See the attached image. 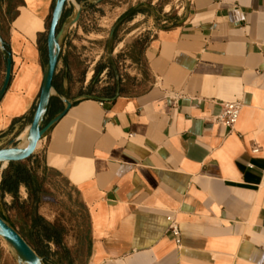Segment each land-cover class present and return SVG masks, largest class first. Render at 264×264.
<instances>
[{
  "label": "crops",
  "instance_id": "crops-1",
  "mask_svg": "<svg viewBox=\"0 0 264 264\" xmlns=\"http://www.w3.org/2000/svg\"><path fill=\"white\" fill-rule=\"evenodd\" d=\"M176 1L180 13L151 32L129 66H99L103 79L86 78L76 96L75 56L86 54L76 47L80 26L105 2L66 3L61 24L81 13L61 40L46 120L63 99L71 107L28 160L0 166V218L25 242L13 222H27L22 231L45 251L26 243L44 264H75L79 251L81 264H264V0ZM53 5L0 0V38L11 55L0 149L23 140L31 123ZM105 52L109 62L123 54ZM223 103L241 105L231 130L214 121ZM15 168L24 174L1 189ZM60 193L70 212L74 200L82 209L85 242L78 224L76 233L67 227ZM0 264H17L2 239Z\"/></svg>",
  "mask_w": 264,
  "mask_h": 264
},
{
  "label": "rangeland",
  "instance_id": "rangeland-1",
  "mask_svg": "<svg viewBox=\"0 0 264 264\" xmlns=\"http://www.w3.org/2000/svg\"><path fill=\"white\" fill-rule=\"evenodd\" d=\"M105 3L100 4L99 8H93L85 14V20L81 24L82 35L77 41L76 47L79 51L84 47L85 55L75 56V65L77 66L76 83L71 93L74 96L82 93L83 82L86 78L94 79V81L102 80L103 77L97 76L96 69L104 64L116 65L123 68V60L130 65V60L138 56L139 51L149 40V35L153 30L168 25L166 17L175 18L180 13V3L176 0H103ZM87 22V23H86ZM149 29V30H147ZM83 41V45L81 44ZM122 47L123 54H116L115 60L111 57L110 62L106 59L105 49H113ZM131 50V51H130ZM101 56L93 66L92 63L97 59L98 54ZM125 56V58H123ZM131 58V59H127ZM129 63V64H128ZM4 60L0 56V71L3 72ZM96 89V88H95ZM92 90V89H91ZM94 90V89H93ZM23 140L16 142V146L21 147ZM61 187H59L60 189ZM61 198L58 202V208L64 211L67 216V227L76 230L79 225L78 236L85 242L86 226L82 209L74 200L73 212L66 209L67 198L64 193H60ZM58 221L61 216L58 215ZM26 221L19 218L18 222H13V226L25 238L26 242L37 252L44 253L40 240L34 233L28 235L22 231V226ZM41 229V225L39 226ZM39 232V231H38ZM50 232V231H49ZM76 233V231H75ZM50 235L60 237L61 232L52 231ZM48 234V235H49ZM41 235H45L41 232ZM83 242V243H84ZM81 251L75 258V264H81ZM59 264H67L66 258L61 257Z\"/></svg>",
  "mask_w": 264,
  "mask_h": 264
},
{
  "label": "water",
  "instance_id": "water-1",
  "mask_svg": "<svg viewBox=\"0 0 264 264\" xmlns=\"http://www.w3.org/2000/svg\"><path fill=\"white\" fill-rule=\"evenodd\" d=\"M68 0H54L50 20L46 33V65L43 70L41 87L33 111L31 123L28 126L23 139L24 145L17 147L15 140L0 149V166L3 164L19 163L28 160L34 153L38 142L44 134L55 125L70 109L71 103L62 100L64 108L60 113L50 120H46L51 105V94L53 92V77L60 55V44L66 30L75 25L81 13V9L75 13L74 18L67 24H61V18ZM0 56L4 60V72L0 86V100L3 97L11 77V55L0 38ZM57 94V93H56ZM60 97L59 94H57ZM0 239L13 252L17 264H44L45 258L39 257L21 238V236L0 218Z\"/></svg>",
  "mask_w": 264,
  "mask_h": 264
},
{
  "label": "built area",
  "instance_id": "built-area-1",
  "mask_svg": "<svg viewBox=\"0 0 264 264\" xmlns=\"http://www.w3.org/2000/svg\"><path fill=\"white\" fill-rule=\"evenodd\" d=\"M241 105L239 103H223L221 105V111L214 119L215 123L223 125L227 129L231 130L237 121ZM257 149H253L251 153H257ZM168 232L173 237L175 243L179 244V230L172 218L168 219Z\"/></svg>",
  "mask_w": 264,
  "mask_h": 264
},
{
  "label": "trees",
  "instance_id": "trees-1",
  "mask_svg": "<svg viewBox=\"0 0 264 264\" xmlns=\"http://www.w3.org/2000/svg\"><path fill=\"white\" fill-rule=\"evenodd\" d=\"M23 171L20 169V168H15V171H14V175L15 178H10L8 180L5 181V185H4V181L1 183V189L5 188L6 191H11V189L14 188V185H15V182L17 181L18 177H22L23 175ZM43 233L45 234L44 237H49L50 236V232L48 230H43ZM49 234V235H48Z\"/></svg>",
  "mask_w": 264,
  "mask_h": 264
},
{
  "label": "bare ground",
  "instance_id": "bare-ground-1",
  "mask_svg": "<svg viewBox=\"0 0 264 264\" xmlns=\"http://www.w3.org/2000/svg\"><path fill=\"white\" fill-rule=\"evenodd\" d=\"M23 139H24V138H23ZM23 145H24V143L22 142V143H21V147H22Z\"/></svg>",
  "mask_w": 264,
  "mask_h": 264
}]
</instances>
